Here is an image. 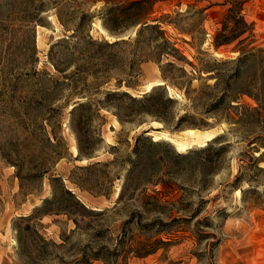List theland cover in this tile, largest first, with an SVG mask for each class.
<instances>
[{"label": "rangeland", "instance_id": "374dc122", "mask_svg": "<svg viewBox=\"0 0 264 264\" xmlns=\"http://www.w3.org/2000/svg\"><path fill=\"white\" fill-rule=\"evenodd\" d=\"M222 2H156L182 14L154 38L110 31L101 0H0V264H264V0H242L243 32L215 47ZM141 132L172 151L138 159Z\"/></svg>", "mask_w": 264, "mask_h": 264}, {"label": "trees", "instance_id": "16d2710c", "mask_svg": "<svg viewBox=\"0 0 264 264\" xmlns=\"http://www.w3.org/2000/svg\"><path fill=\"white\" fill-rule=\"evenodd\" d=\"M89 1H98V0H89ZM103 2V24L112 32H120L123 29L131 26H137V35L138 37L145 31L150 32L152 37L154 38H162L164 30L161 28V23L163 22H172L176 23L178 16H180L182 13L179 11H176L175 15H171L170 13H163L159 16H153V7L156 2L163 1V0H101ZM222 3H230L228 10L224 16V19L222 20V27L219 31H217L213 37L212 43L215 47H218L220 44L228 43L232 41L234 38H236L239 34L243 32V29L240 28V24H244L245 20L243 15L239 14L241 9V3L242 0H239L237 3H235L234 0H223ZM176 4H179V1H177ZM210 3L209 5H211ZM205 7H200L198 9L193 10L194 14H201L204 12ZM233 21V23L230 25L229 21ZM177 24V23H176ZM126 39H116L114 41H104L107 45L117 44L119 41H125ZM86 43L88 46L91 45H97L99 42L93 38L91 35H87ZM162 50V49H159ZM247 53H252V51L245 52L243 55ZM241 58V57H240ZM115 94L120 95H128L133 100H137L139 102H143L144 99H149L152 97V93L146 92L142 96L136 97L130 95L127 91H111L106 90L105 91V99L102 102H110L112 100V96ZM166 99H170V97H167ZM120 102L121 99H118ZM91 102H89L87 99H78L76 101V104L73 106V109H79L86 106H90ZM99 103H97L98 105ZM160 105L159 99L155 98L151 100L147 105L146 103H141V111H147V110H154L158 109V106ZM123 109V107H120ZM124 110V109H123ZM126 110V109H125ZM130 114V113H126ZM119 118L122 120L123 118L119 116ZM81 140V139H80ZM79 140V151L81 155H88L87 151H84L83 146L81 145V141ZM140 147H162L163 151L165 153H169L172 151L170 145L167 142L160 141L153 139L152 137L148 135H144L143 132L138 134L135 138V143L133 145V153L136 155V157L139 159L141 156ZM175 152V151H173ZM176 157L183 156L186 154L175 152ZM138 159L136 161H138ZM137 168V165L135 164V160L130 161V167L127 170V173L124 175L123 183L121 185L118 199H122L124 197V194L127 190L135 189L136 183L133 182L132 176L135 172V169ZM161 183L163 182H155L153 184ZM134 185V186H132ZM65 191L75 199L76 202H78L82 207H85L84 203L80 201V199L76 196L74 192H72L71 189L65 188ZM141 198H147L149 204H151L153 209L156 207H160L162 203L167 201L166 195L168 193H164V190L158 189L156 187H153L151 191H148V189H144L141 193Z\"/></svg>", "mask_w": 264, "mask_h": 264}]
</instances>
